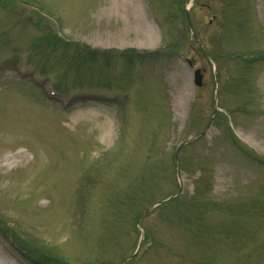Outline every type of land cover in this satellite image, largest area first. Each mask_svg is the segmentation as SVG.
I'll return each mask as SVG.
<instances>
[{"label": "rangeland", "instance_id": "obj_1", "mask_svg": "<svg viewBox=\"0 0 264 264\" xmlns=\"http://www.w3.org/2000/svg\"><path fill=\"white\" fill-rule=\"evenodd\" d=\"M187 1L0 0V264H264V0Z\"/></svg>", "mask_w": 264, "mask_h": 264}, {"label": "bare ground", "instance_id": "obj_2", "mask_svg": "<svg viewBox=\"0 0 264 264\" xmlns=\"http://www.w3.org/2000/svg\"><path fill=\"white\" fill-rule=\"evenodd\" d=\"M134 1L135 0H118V3L116 5H114V6L112 5L110 7V13L114 14V12H118V13H116V15H119L121 17L123 15H125V16L127 15L128 18H126V19L124 18V19L131 25L133 24V22H137V21L141 22L137 16V14H136L138 11V8H137V5L135 4ZM121 7H122V9H121ZM123 8L125 9L124 10L125 12H121V11H123ZM122 19H123V17H122ZM137 25L140 27L139 29H142V32L139 35L147 37V35L144 33L143 30L148 31V30H150V28L148 26H146V24H144V23H138ZM102 131L103 132H102L101 136H103V137L106 136V131L104 130V128L102 129ZM21 157H22V155H21Z\"/></svg>", "mask_w": 264, "mask_h": 264}, {"label": "trees", "instance_id": "obj_3", "mask_svg": "<svg viewBox=\"0 0 264 264\" xmlns=\"http://www.w3.org/2000/svg\"><path fill=\"white\" fill-rule=\"evenodd\" d=\"M66 50H70V49H66ZM84 51H85V49H83ZM86 52V51H85ZM87 53V52H86ZM88 55H89V57H88V59L89 60H96V59H102V61L104 60L105 62H107L108 61V59L110 58V56H108L107 54H100V53H87ZM131 57H129L128 59H130ZM175 200H177L176 198H173L170 202H173V201H175ZM169 204V203H168ZM167 203H163V204H161V206L162 207H165L166 205H168ZM24 254V256L26 257L27 256V258H29L30 260H32L33 261V263H35V264H38V263H40L38 260H36V259H34V258H32L33 256H31V257H29L28 255V252H24L23 253ZM57 258H61V257H59V256H57ZM61 259H63V258H61Z\"/></svg>", "mask_w": 264, "mask_h": 264}, {"label": "water", "instance_id": "obj_4", "mask_svg": "<svg viewBox=\"0 0 264 264\" xmlns=\"http://www.w3.org/2000/svg\"><path fill=\"white\" fill-rule=\"evenodd\" d=\"M195 74H196V84L197 85H200V81H201V76H200V74H199V71L197 70L196 72H195ZM154 206H152L151 208H149L147 211H146V213L147 212H149L152 208H153ZM129 259V258H128ZM128 259H126V260H124L122 263H124V262H126Z\"/></svg>", "mask_w": 264, "mask_h": 264}]
</instances>
